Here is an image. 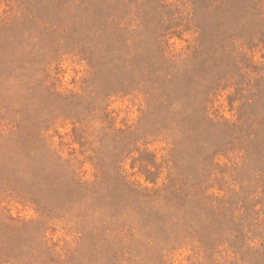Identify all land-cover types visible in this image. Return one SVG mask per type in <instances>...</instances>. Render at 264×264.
I'll use <instances>...</instances> for the list:
<instances>
[{
	"label": "rangeland",
	"instance_id": "374dc122",
	"mask_svg": "<svg viewBox=\"0 0 264 264\" xmlns=\"http://www.w3.org/2000/svg\"><path fill=\"white\" fill-rule=\"evenodd\" d=\"M0 264H264V0H0Z\"/></svg>",
	"mask_w": 264,
	"mask_h": 264
}]
</instances>
